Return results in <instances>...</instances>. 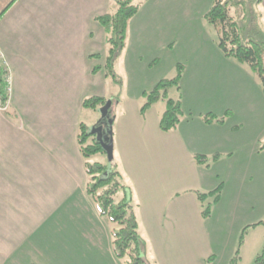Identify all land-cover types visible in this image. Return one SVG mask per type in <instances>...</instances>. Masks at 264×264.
<instances>
[{
	"label": "crops",
	"instance_id": "crops-1",
	"mask_svg": "<svg viewBox=\"0 0 264 264\" xmlns=\"http://www.w3.org/2000/svg\"><path fill=\"white\" fill-rule=\"evenodd\" d=\"M145 1L144 6L151 5L152 12L142 17L143 10L139 11L129 21L123 50L134 41L156 43L166 36L162 30L165 20L174 22L179 13L194 10L191 0ZM116 9L111 0H0V49L11 76V106L8 112H0V264H105L106 257L112 264H121L114 255L108 225L87 194L89 177L78 142L79 128L86 121L83 102L93 85L104 80L99 77L93 82L98 77L94 63L106 67L109 57L110 35L97 18ZM134 126L139 137L141 123ZM129 127L119 120L114 146L123 174L136 183L147 257L148 246L162 242L168 228L183 226L173 217L177 205L185 203L183 199L189 200L186 209L192 210L193 219L199 213L201 216L202 210L196 193L182 197L168 192L155 198L158 190L154 186L158 187L159 181L155 183L152 175L141 174L149 160L140 154L131 156L138 145L129 142ZM202 127L206 130L209 126L187 119L172 133L154 134L178 143L182 157L198 179L195 189L203 187L200 178L206 180L195 154H209L203 146L206 141L194 131ZM221 139L207 143V150ZM187 142L192 147H187ZM255 153L251 146L246 148L247 156ZM263 153L254 158L256 163L251 159L256 181L252 193L264 189ZM8 181L15 182L14 188H7ZM262 198L260 203L264 205ZM172 200L174 209L166 213L163 205Z\"/></svg>",
	"mask_w": 264,
	"mask_h": 264
},
{
	"label": "rangeland",
	"instance_id": "rangeland-1",
	"mask_svg": "<svg viewBox=\"0 0 264 264\" xmlns=\"http://www.w3.org/2000/svg\"><path fill=\"white\" fill-rule=\"evenodd\" d=\"M191 1L193 11L179 13L178 20L174 22L164 21L167 24L162 29L166 33L165 37L160 38L163 40L159 39L156 43L150 40L134 41L120 52L115 62V77L105 76L107 69L104 63H94L93 70L97 69L98 77L94 76L96 79L93 82L98 81L99 77L104 80L102 84L93 85L88 98L103 95L107 103L110 102L108 117L113 120L114 144L118 137L119 120L123 121L124 127L132 126L129 142L138 145V150L131 151V156L140 154L143 159L149 160V166L141 174L152 175L155 183L159 181L158 187L153 185L154 190H158L155 198L168 192L169 195L178 193L184 197L193 196L197 191L207 194L220 189L218 201L210 197L202 203L205 208H210L209 218L205 219L199 213V217L193 219L190 214L192 210L186 209L189 206L187 199H183L185 203L177 205L179 209L173 214L177 221H174L176 224L179 221L183 226L178 228L175 225L173 230L168 228L162 242L158 240L148 246L146 258L150 264H233L236 258L235 264H255L264 248V225L254 227L264 221V205L260 203L264 189L251 192L256 182L252 175L254 164L251 159L256 163L254 158H259V154L264 152L260 149L264 146V93L258 77L248 65L228 58L219 51L218 32L206 18L216 0ZM222 1L230 3V14L240 21L246 38L264 42V0L260 3L256 0ZM135 3L141 5L139 11L143 10L142 17L152 12L151 5L144 6L146 1L136 0ZM106 54L108 56V52ZM180 75L179 88L172 87L168 98L182 102L185 114L182 122L190 119L200 124L207 118L215 120L207 124L212 129H194L206 141L203 146L205 152L209 153L205 164L199 167L204 171L206 180L200 178L203 187L196 189L193 187L198 179H195L193 168L182 157L178 143L154 135L155 132H162L158 125L166 109V100L161 99L144 116L141 115L146 103L144 93L150 92L161 81L173 80ZM84 117L88 127L97 124L100 119L98 112L93 111H86ZM135 123H141L140 130L137 128L139 137H136L133 128ZM107 128L105 123L104 129ZM221 136L222 141L207 150V143L212 144ZM185 145L192 147L188 142ZM250 146L256 153L247 156L246 148ZM113 158H116L114 164L123 174L115 146ZM94 159L108 167L113 164L108 162L107 154H99ZM125 179L131 194L133 192V202L138 203L135 181ZM14 185L15 182H7V188H14ZM202 204L203 211L205 208ZM174 205L172 200L163 208L167 213L174 209ZM200 206L198 204L199 211ZM61 214L65 216L63 212ZM200 217L202 223L199 222ZM105 222L110 230L111 225ZM91 224L95 226L93 221ZM140 233L143 237L142 227ZM42 241L45 243V239ZM105 264L112 262L106 257Z\"/></svg>",
	"mask_w": 264,
	"mask_h": 264
},
{
	"label": "trees",
	"instance_id": "trees-1",
	"mask_svg": "<svg viewBox=\"0 0 264 264\" xmlns=\"http://www.w3.org/2000/svg\"><path fill=\"white\" fill-rule=\"evenodd\" d=\"M136 0H123L117 5L115 13L97 18V21L106 29L110 37L109 57L106 62L107 76L115 77L114 63L125 47V40L129 21L137 15L141 5ZM145 1V0H143ZM260 3L261 0H256ZM230 3L216 0L214 7L207 13L206 18L217 30L219 36V49L228 58H233L240 63L246 64L258 77L264 93V42L244 36V28L240 21H236L230 14ZM259 33V32H258ZM261 34V33H259ZM8 73L0 65V94L7 97ZM181 75L173 80H164L158 83L150 92H145L146 103L141 109V115H145L158 101L166 100V109L159 121V128L164 133L175 131L185 116L182 102L168 98L169 90L178 87ZM107 100L101 97H92L83 102V110L97 112L104 107ZM215 120L207 118L205 124H211ZM221 122V121H220ZM89 127L83 123L79 128L78 142L82 157L85 160V169L89 177L87 194L94 202L100 216L110 225L113 252L122 264H150L144 256V241L140 233L139 205L134 203L128 196L130 191L125 183V175L118 170L116 164L108 167L95 161L99 154H106L102 145L95 137L89 135ZM89 140H91L89 142ZM264 150V146L260 148ZM206 156L196 155L198 165L206 162ZM200 203H205L213 197L215 201L220 199V189L207 194L197 192ZM202 207L205 206L202 204ZM202 209V208H201ZM206 219L210 216V208L202 211ZM264 225V221L255 224L254 227ZM243 237L240 240L242 243ZM237 258L234 260L235 264ZM255 264H264V248L258 255Z\"/></svg>",
	"mask_w": 264,
	"mask_h": 264
},
{
	"label": "water",
	"instance_id": "water-1",
	"mask_svg": "<svg viewBox=\"0 0 264 264\" xmlns=\"http://www.w3.org/2000/svg\"><path fill=\"white\" fill-rule=\"evenodd\" d=\"M110 107L111 104L108 102L99 110L101 119L97 125L90 128L89 135L96 136V140L102 145L111 162L113 160L114 142L112 131L113 120H110L108 117ZM105 123L108 125L107 130L104 129Z\"/></svg>",
	"mask_w": 264,
	"mask_h": 264
},
{
	"label": "built area",
	"instance_id": "built-area-1",
	"mask_svg": "<svg viewBox=\"0 0 264 264\" xmlns=\"http://www.w3.org/2000/svg\"><path fill=\"white\" fill-rule=\"evenodd\" d=\"M112 2H114V3H119V2H121V1H123V0H111ZM0 64L3 66V67H7L8 65H7V62H6V58H5V55H4V53L1 51V49H0ZM10 80L8 79V82H9ZM9 90V92H10V89H8ZM9 104H10V101L9 100H7L6 102L5 101H3V97L1 96V94H0V111L1 112H5L7 109H8V107H9Z\"/></svg>",
	"mask_w": 264,
	"mask_h": 264
}]
</instances>
